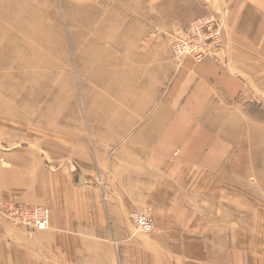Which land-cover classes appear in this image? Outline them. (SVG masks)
<instances>
[{"label": "rangeland", "instance_id": "obj_1", "mask_svg": "<svg viewBox=\"0 0 264 264\" xmlns=\"http://www.w3.org/2000/svg\"><path fill=\"white\" fill-rule=\"evenodd\" d=\"M184 1L151 10L144 0H0V264H164L149 204L105 209L109 196H127L125 180L149 175L131 167L148 163L134 150L133 139H148L133 137L139 129L174 132L162 161L173 169L156 176L174 189L185 186L180 150L234 146L225 160L235 157L236 184L224 179L202 196H246L240 220L247 204V221L264 224V0ZM249 4L263 39L253 41V56L232 57L229 20ZM191 12L205 16L168 23ZM200 18L218 25L216 41L201 58L176 60L172 42ZM184 60L207 66L187 73ZM220 70L237 90L224 88ZM38 208L48 215L43 230L29 222ZM132 212L151 217L150 232ZM243 235L255 253L262 233Z\"/></svg>", "mask_w": 264, "mask_h": 264}, {"label": "crops", "instance_id": "obj_2", "mask_svg": "<svg viewBox=\"0 0 264 264\" xmlns=\"http://www.w3.org/2000/svg\"><path fill=\"white\" fill-rule=\"evenodd\" d=\"M187 1L195 4V0ZM176 2H181L180 7L182 8L185 1L144 0V4L151 10L168 9L173 7ZM253 7L249 4L241 7L239 12L234 9L231 14L229 25L233 30L232 37L234 36V38L229 42V55L232 57L253 56V47H251L253 41L263 39L259 17L254 20L256 26L253 28L251 16H247L248 11L251 12ZM242 10H245V14L240 18V15L244 13ZM202 16L205 15L196 12L186 13L183 21L180 18V20L168 23L186 25L187 27L191 20ZM239 22L240 30L237 36L234 33L238 29ZM186 60L181 63L180 69L186 70L187 73L193 69L201 73L207 66V62L196 67L191 66ZM224 73L220 70L219 81H225L224 88L232 92L237 90L238 83ZM141 136H146L148 139L143 146L141 140L133 139L134 150H138L136 152L139 154L148 153V163L144 162L138 167H131L136 170L143 169L149 175L143 176L145 179L142 181L141 175L137 172L138 177L134 176V178L130 177L131 179L125 180L126 185L132 186L130 191L126 190L127 196H119L118 192L114 196H109L111 202H107L105 209L116 215V213L121 214L141 205L138 202L140 198L144 204H149L154 211L155 231L152 246L159 257L165 258L164 264H264V224L254 223L253 220L247 221V218H253V212L250 211L251 214L248 215L246 209L250 205L245 204L244 222L240 220L243 216L240 213L237 214V202L243 200L240 197H245V200H248L246 196H202V192L207 186V190L212 193L214 184H236L235 157L232 165L229 161L226 166L225 160V153L235 152L234 146L212 143L199 148L193 146L195 141L192 137L189 138L188 143L193 145H188L190 146L188 150H180L182 163L180 166H175L185 170L184 180L180 183L185 186L181 189H174L170 181L156 179L158 172L165 174L167 170L173 169L172 166L164 167L162 161L167 159V154L172 151L171 142L174 132L171 129L135 130L133 137ZM132 153L134 154L133 159L140 158L135 155V152ZM227 178L228 181L222 183ZM157 184L160 186L157 187ZM141 189L144 194L148 193V196H139L142 193ZM224 201L228 202V207L222 206ZM231 205L233 206L231 207ZM101 209L103 208L101 207ZM260 215L262 216L261 213ZM257 231L262 235L259 239L260 243L255 239V243H259V245L255 246L257 249L254 253L253 244L251 245V241L248 242V237L243 234ZM248 244L249 246H247Z\"/></svg>", "mask_w": 264, "mask_h": 264}, {"label": "built area", "instance_id": "obj_3", "mask_svg": "<svg viewBox=\"0 0 264 264\" xmlns=\"http://www.w3.org/2000/svg\"><path fill=\"white\" fill-rule=\"evenodd\" d=\"M218 35V25L204 18L195 20L191 24L189 32L178 37L172 42L171 52L176 60L190 55L194 58H201L207 51L210 42H215ZM131 219L134 225L142 232H150L152 229V219L147 214L132 212ZM29 222L35 228L43 230L48 227V215L44 208L35 209L30 215Z\"/></svg>", "mask_w": 264, "mask_h": 264}]
</instances>
